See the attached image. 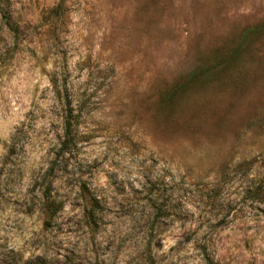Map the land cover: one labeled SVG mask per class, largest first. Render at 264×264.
Here are the masks:
<instances>
[{
  "label": "rangeland",
  "instance_id": "obj_1",
  "mask_svg": "<svg viewBox=\"0 0 264 264\" xmlns=\"http://www.w3.org/2000/svg\"><path fill=\"white\" fill-rule=\"evenodd\" d=\"M0 264H264V0H0Z\"/></svg>",
  "mask_w": 264,
  "mask_h": 264
},
{
  "label": "trees",
  "instance_id": "obj_2",
  "mask_svg": "<svg viewBox=\"0 0 264 264\" xmlns=\"http://www.w3.org/2000/svg\"><path fill=\"white\" fill-rule=\"evenodd\" d=\"M9 17V16H8ZM9 25V22H6ZM10 27V26H9ZM64 140L63 144L71 143L72 141V122H71V109L68 106L67 117L64 121ZM54 191V181L49 179L45 188L42 191L41 208L45 215L49 218L56 216V214L62 209V200H59Z\"/></svg>",
  "mask_w": 264,
  "mask_h": 264
}]
</instances>
